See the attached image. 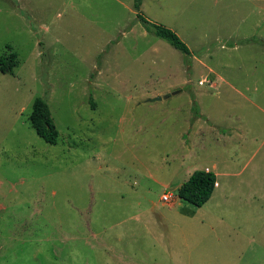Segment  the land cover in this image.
Segmentation results:
<instances>
[{"label": "rangeland", "instance_id": "1", "mask_svg": "<svg viewBox=\"0 0 264 264\" xmlns=\"http://www.w3.org/2000/svg\"><path fill=\"white\" fill-rule=\"evenodd\" d=\"M135 3L0 0V264H264V0Z\"/></svg>", "mask_w": 264, "mask_h": 264}, {"label": "trees", "instance_id": "2", "mask_svg": "<svg viewBox=\"0 0 264 264\" xmlns=\"http://www.w3.org/2000/svg\"><path fill=\"white\" fill-rule=\"evenodd\" d=\"M139 6L140 0H136V9H139ZM138 16L149 33H153L156 36L167 40L175 48L186 54L191 53L188 45L174 30L163 25L152 23L141 14ZM8 47L9 49H12L10 45H8ZM17 65L18 60L16 52L11 51L7 56L0 57V70L4 73H12ZM92 105L93 107L96 106L94 102ZM30 119L39 136L48 143H57L59 131L52 117L50 107L44 98H35ZM216 184L217 175L214 171L196 169L189 178L180 185L178 196L182 200L201 207L212 197Z\"/></svg>", "mask_w": 264, "mask_h": 264}, {"label": "crops", "instance_id": "3", "mask_svg": "<svg viewBox=\"0 0 264 264\" xmlns=\"http://www.w3.org/2000/svg\"><path fill=\"white\" fill-rule=\"evenodd\" d=\"M209 127H211V126H209ZM201 129H202V128H201ZM201 129H200V130H201ZM225 136H227V138H230L229 135H225V134L222 135L223 138H224ZM216 168H217V164H216V163H213V167H211V168L207 167L208 170H212V171H213V170H216ZM192 173H193V172H192ZM192 173H191V174H192ZM215 173H216V175H218L217 172H215ZM191 174H190V175H191ZM217 185H218V183H217ZM217 185H216V186H217Z\"/></svg>", "mask_w": 264, "mask_h": 264}, {"label": "built area", "instance_id": "4", "mask_svg": "<svg viewBox=\"0 0 264 264\" xmlns=\"http://www.w3.org/2000/svg\"><path fill=\"white\" fill-rule=\"evenodd\" d=\"M203 83H204V81H201V84H203ZM171 197H172V195H168L166 193V194H164L163 199H164V201L169 202Z\"/></svg>", "mask_w": 264, "mask_h": 264}, {"label": "water", "instance_id": "5", "mask_svg": "<svg viewBox=\"0 0 264 264\" xmlns=\"http://www.w3.org/2000/svg\"><path fill=\"white\" fill-rule=\"evenodd\" d=\"M171 94H168L166 97H168V96H170ZM162 97L161 96H158V97H156L155 99L156 100H160Z\"/></svg>", "mask_w": 264, "mask_h": 264}]
</instances>
